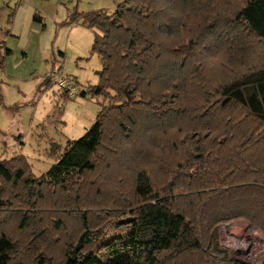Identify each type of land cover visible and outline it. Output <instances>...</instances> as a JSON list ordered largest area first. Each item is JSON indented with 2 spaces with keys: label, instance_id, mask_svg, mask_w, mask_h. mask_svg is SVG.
Here are the masks:
<instances>
[{
  "label": "trees",
  "instance_id": "16d2710c",
  "mask_svg": "<svg viewBox=\"0 0 264 264\" xmlns=\"http://www.w3.org/2000/svg\"><path fill=\"white\" fill-rule=\"evenodd\" d=\"M81 18L102 69L80 96L100 111L39 177L0 158V264H247L213 232L264 236V0H124ZM9 54L0 39V72Z\"/></svg>",
  "mask_w": 264,
  "mask_h": 264
},
{
  "label": "rangeland",
  "instance_id": "374dc122",
  "mask_svg": "<svg viewBox=\"0 0 264 264\" xmlns=\"http://www.w3.org/2000/svg\"><path fill=\"white\" fill-rule=\"evenodd\" d=\"M123 1L0 0V39L10 50L0 72V158L23 156L39 177L68 141L81 138L94 123L102 100L80 94L97 85L102 65L91 52L95 30L81 15L112 13ZM34 14L41 23L33 21ZM59 79L70 80L77 95L65 97L55 83ZM213 235L230 260L262 264L264 236L257 226L222 224Z\"/></svg>",
  "mask_w": 264,
  "mask_h": 264
},
{
  "label": "built area",
  "instance_id": "2783aa9c",
  "mask_svg": "<svg viewBox=\"0 0 264 264\" xmlns=\"http://www.w3.org/2000/svg\"><path fill=\"white\" fill-rule=\"evenodd\" d=\"M58 87L67 94L68 97H74L77 95V89L73 83L68 79H59L55 82Z\"/></svg>",
  "mask_w": 264,
  "mask_h": 264
}]
</instances>
